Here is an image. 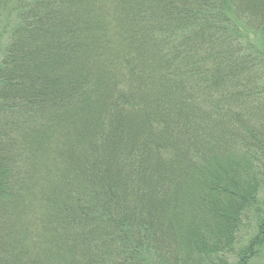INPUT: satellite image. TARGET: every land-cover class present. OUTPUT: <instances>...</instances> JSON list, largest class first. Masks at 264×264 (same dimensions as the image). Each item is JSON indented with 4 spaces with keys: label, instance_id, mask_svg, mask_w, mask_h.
I'll return each instance as SVG.
<instances>
[{
    "label": "trees",
    "instance_id": "16d2710c",
    "mask_svg": "<svg viewBox=\"0 0 264 264\" xmlns=\"http://www.w3.org/2000/svg\"><path fill=\"white\" fill-rule=\"evenodd\" d=\"M263 250L264 0H0V264Z\"/></svg>",
    "mask_w": 264,
    "mask_h": 264
},
{
    "label": "rangeland",
    "instance_id": "374dc122",
    "mask_svg": "<svg viewBox=\"0 0 264 264\" xmlns=\"http://www.w3.org/2000/svg\"><path fill=\"white\" fill-rule=\"evenodd\" d=\"M247 264H264V250L258 257L252 258Z\"/></svg>",
    "mask_w": 264,
    "mask_h": 264
}]
</instances>
